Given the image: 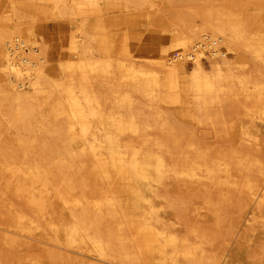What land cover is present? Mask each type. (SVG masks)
Masks as SVG:
<instances>
[{"label":"bare ground","instance_id":"bare-ground-1","mask_svg":"<svg viewBox=\"0 0 264 264\" xmlns=\"http://www.w3.org/2000/svg\"><path fill=\"white\" fill-rule=\"evenodd\" d=\"M10 2L0 3L4 251L49 230L52 242L94 260L81 264H220L206 246L239 231L233 210L264 211V138L239 144L232 125L264 114V0ZM145 11L162 15L172 35L131 34L117 47L110 25L135 19L122 13ZM47 14L75 27L59 48L57 66L40 25ZM85 155L100 185L91 192L79 162ZM170 178H189L202 190L172 195L163 191ZM156 184L155 198L180 223L202 197L212 227L187 223L181 235L160 216L161 207L141 211L132 195ZM51 252L52 261L66 258Z\"/></svg>","mask_w":264,"mask_h":264},{"label":"rangeland","instance_id":"rangeland-1","mask_svg":"<svg viewBox=\"0 0 264 264\" xmlns=\"http://www.w3.org/2000/svg\"><path fill=\"white\" fill-rule=\"evenodd\" d=\"M10 1L11 0H0V3H2V5H4V3L6 5H10L11 4ZM22 1L24 2L25 0H22ZM262 7L264 9V3L262 4ZM26 12L28 14H34V12H30L28 10H26ZM145 12H142V13L141 12L122 13L123 15L120 14V17H121V15L125 17L126 14H127V16L131 14V17L134 16L135 19H131L128 21L123 20L125 22V24H123V21H122V24H121V22H120V24L118 23L119 27L118 26L116 27L117 23L116 24L112 23L113 25H110V30L111 29L113 30V31L111 30V34H113L115 36L114 39L117 38V39H115V43H116L117 47H119V45L123 43L122 40L123 39L125 40V36H127V35H129V36L134 35L137 38H139V36L143 37V35H145L144 37L150 36V35H155V34L159 35V33H160V35H162L160 37L164 36L163 38H166V37L172 35L174 29L171 28L170 25L165 22L166 20L162 15L158 14V16H160V17L156 16L157 13L155 11H145ZM134 13L137 14V16ZM138 14L140 16H138ZM43 15H40L41 16L40 17V25H41V28L44 30V32L48 35L49 39L52 40V43H53V50H52V54H51L52 55L51 57L53 59L52 65L55 64L54 66H57V64H58L57 62H59V58L57 57V56H59V53H58L59 48H61L63 43H65L66 39H69L74 35L75 27H73L66 18L57 17V16H54L52 14L51 15L47 14L48 15L47 17H46V15L45 16H43ZM143 15H145V16H143ZM111 17L114 18L116 16L115 15H109V17H107V18L113 19ZM137 19H139V20H137ZM140 19L143 20L144 22L141 23ZM134 20H136V21H134ZM133 21H134V23H133ZM139 22L141 23V25ZM126 24H128L129 26L126 27ZM135 24H136L135 29H137V30L133 29ZM137 25H140L142 28L140 26L137 27ZM123 26H125V27H123ZM148 29H149L150 33L148 32ZM116 30H118V31L116 32ZM127 30L128 31L130 30L133 32L129 31L130 32V34H129V32L127 33ZM135 31H136V33H135ZM158 31H160V32H158ZM161 31H162V33H161ZM114 32H116V33H114ZM144 32H146V33H144ZM119 33H121V34H119ZM122 33H124V35ZM131 34H133V35H131ZM55 46H56V48L54 49ZM53 54H54V56H53ZM207 55H208V53H207ZM57 58H58V61H57ZM210 65L211 64H210L209 60L207 58H204L203 59V67L206 71L211 70ZM193 66H194V63L192 61H189L186 64V67H187V70L189 71V73H192L193 68H194ZM234 123H236V128H235ZM232 125H233V128L235 130V131H233L234 135H235V139L239 144L242 143L243 140L249 139L250 136L251 137L254 136L256 138H258V137L264 138V114H261V116H257L256 118L235 119L233 121ZM238 127H239V130L242 129V131H240L241 135H240L239 130L237 129ZM246 130H247V135H245ZM258 131H260V132H258ZM236 132H237V134H235ZM238 133H239V137L237 136ZM237 137L239 138V140ZM80 159L81 160L79 162L84 167V170L82 171V176L84 179H88L91 182L92 186L88 189V192H91L92 190H94L96 187H99L100 185H99V183H97L95 181V179L93 178V176L91 174L92 163L90 161V157L85 155V156L81 157ZM172 181H174V182H172ZM166 182H168L167 188L163 189V191H167L168 193H170L172 195H176V194L189 195L193 191L196 194L197 190H199V187L202 190V186L195 184L189 178H186V180H184L180 183H178L177 181H175L172 178H170ZM168 184H170V185H168ZM188 184L189 185L192 184V185H194V186L196 185V186L194 187L191 185L193 188H189L190 186H188ZM196 187H198V188H196ZM160 189L161 188L157 184H156V186H154L151 189H148L147 187H145L144 194H141V196L140 195L137 196L136 194H134V195H132L133 199H131V200H132V202L135 203L136 206H138V208L141 211L146 210L148 207H150L149 205H151L153 203L157 207H161V206H163L164 201H162V199L155 198L154 193H152L154 190L158 191ZM198 193H199V191H198ZM55 207H56L55 211H57L58 213L63 212L62 205L56 200H55ZM187 208L188 209L186 211V214L188 217L187 218L188 222L185 221V223L184 222L180 223L176 219L173 211L169 208H164V210H163V208L161 207V211L159 210V212H160V216L168 224H174L175 223V227H174L175 230L174 231L177 232L178 234H181V235L186 234L188 232L189 228L187 227L188 226L187 223H189V225H193V224L196 225L197 224V225L204 226V227L208 226L207 228L212 227V223H213L214 219H213V216L211 215V213L209 214V211H207V208L205 206V203H204V200L202 197H200V196L195 197L194 200L192 201V203H190V205H188ZM240 211H241L240 209H236V210L234 209L232 218L230 219V220H232L233 224L238 228L237 230H239L236 232L235 236H232L231 239H230V237H225V236L220 237V238L212 241L213 244H212V242L210 244H208L206 246V250L209 251L210 255H213L215 253L216 255H213V257L216 256L215 258L219 261L220 264H264V247H263V245H264V211L258 212L255 210L254 207L249 208L246 212L241 211L242 213H240ZM58 213L52 214L53 219H55V220L59 219ZM60 214H62V213H60ZM65 215L68 217L67 213H65ZM261 218H263V219H261ZM98 220L100 221V224L102 226H104L102 217H99ZM248 223H250V224H248ZM186 224H187V226H186ZM5 228L7 229V227L5 225L4 226L0 225V238H3L6 236L7 232L5 231L6 230ZM58 235H59L61 241L63 242L64 235L62 234V232H59ZM31 236H29L27 238L25 237V238L19 239L18 246H16L17 248L15 247L16 250L15 249L11 250V252L10 251L9 252L4 251V248L2 246L3 245L2 240L0 239V255L3 257L2 259H0V264H34V263H37L35 261L36 259L37 260L39 259L40 264H81L82 262L92 263L91 261H94L89 256H86V258H84L85 256L82 257L79 253H77V252L75 253L73 251H69L67 249H64L63 247H61L62 245H60V244L58 245V243H56L55 241L52 242V239L54 240L55 237H54V233H52L49 230H45V231L39 230V231H36L34 233V235H31ZM219 239H221V240H219ZM226 242L229 244L226 245L227 244ZM48 252H51V253L54 252L57 254L59 253V255H62L61 257L63 259L65 257L66 258L64 260L52 261V259L49 258V256H48V254H49ZM87 257H89V258H87ZM34 258H36V259L34 260ZM41 258H42V260H41ZM97 263L104 264L101 262H97ZM115 264H118V263H115ZM122 264H124V263H122ZM126 264H129V263H126ZM136 264H139V263H136Z\"/></svg>","mask_w":264,"mask_h":264}]
</instances>
